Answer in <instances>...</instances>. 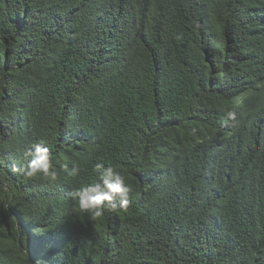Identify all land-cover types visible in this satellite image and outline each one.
Returning a JSON list of instances; mask_svg holds the SVG:
<instances>
[{"label": "trees", "instance_id": "obj_1", "mask_svg": "<svg viewBox=\"0 0 264 264\" xmlns=\"http://www.w3.org/2000/svg\"><path fill=\"white\" fill-rule=\"evenodd\" d=\"M0 264H264V0H0Z\"/></svg>", "mask_w": 264, "mask_h": 264}, {"label": "clouds", "instance_id": "obj_2", "mask_svg": "<svg viewBox=\"0 0 264 264\" xmlns=\"http://www.w3.org/2000/svg\"><path fill=\"white\" fill-rule=\"evenodd\" d=\"M227 116L230 120H236V113L233 111H229ZM26 156V165H13V171L25 179L43 178L48 182H56L59 171L72 178L78 177L81 171L76 164L71 168L65 164L58 170L49 147L43 141L33 144ZM95 171L98 173V182L73 188L67 193L68 197L92 219L102 218L106 210H126L130 204L132 187L126 182L125 176L111 164L105 166L103 163H97Z\"/></svg>", "mask_w": 264, "mask_h": 264}]
</instances>
